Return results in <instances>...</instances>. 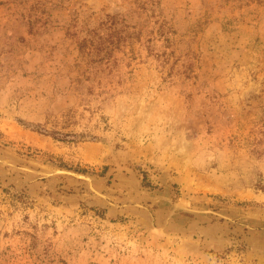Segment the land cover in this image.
Returning a JSON list of instances; mask_svg holds the SVG:
<instances>
[{
    "label": "rangeland",
    "instance_id": "1",
    "mask_svg": "<svg viewBox=\"0 0 264 264\" xmlns=\"http://www.w3.org/2000/svg\"><path fill=\"white\" fill-rule=\"evenodd\" d=\"M0 155L118 204L0 168V264H264V0H0Z\"/></svg>",
    "mask_w": 264,
    "mask_h": 264
},
{
    "label": "water",
    "instance_id": "2",
    "mask_svg": "<svg viewBox=\"0 0 264 264\" xmlns=\"http://www.w3.org/2000/svg\"><path fill=\"white\" fill-rule=\"evenodd\" d=\"M7 167L10 168H14V169H24L26 171H28L31 175L29 176L28 179H23V178H19L16 175H14L10 170L7 169ZM0 168L3 170L5 176H7L8 178L16 181L17 183H25L27 181H32V180H36V179H41V178H57L58 175H70L76 178H81L83 179V182L80 183V186H85L87 187L91 192L94 193H98L101 195L100 199H104L101 191L94 189L90 183L87 182V180H85V176H89L91 177L93 180L95 179L94 176H91L89 174H85L79 171H75L66 167H61V166H53V165H46V164H42L40 162L28 159V158H24L21 156H15V157H5L0 155ZM146 193V191H145ZM87 196H89L90 198L93 197V194H86ZM154 195L158 196H152L150 198L151 200L154 201V199L157 198H162L165 199L164 197H162L160 194L155 193ZM109 197V196H108ZM111 197V196H110ZM105 201H109L108 199H105ZM169 201V200H166ZM108 203V202H106ZM168 203V202H167ZM115 205H118L116 203H114ZM170 204V203H169ZM135 205L137 206H141L144 209H146V206L135 203ZM188 209V208H187ZM170 211V210H169ZM189 212H192V210H187ZM170 213V212H169ZM203 213V212H201ZM241 216L244 217H251L253 219H257V220H261L264 221V214H256L254 212H250V211H246V212H242L240 214ZM238 231L240 232V230L238 229ZM240 235L246 239L249 240L251 242H253L252 240H250L249 238H247L242 232L240 233ZM256 243H258L261 246H264V239L257 241Z\"/></svg>",
    "mask_w": 264,
    "mask_h": 264
},
{
    "label": "bare ground",
    "instance_id": "3",
    "mask_svg": "<svg viewBox=\"0 0 264 264\" xmlns=\"http://www.w3.org/2000/svg\"><path fill=\"white\" fill-rule=\"evenodd\" d=\"M90 149V148H89ZM85 178V180H87V182L88 183H90V185L92 186V181H94L91 177H89V176H85L84 177ZM98 181V180H97ZM120 182V181H119ZM94 188V187H93ZM95 189V188H94ZM97 190V189H96ZM149 194H151V193H149ZM102 195H103V197H104V201H105V199H108L109 201H105V202H108L109 204H111V205H115L114 203H116L115 201H114V199H113V197L111 196L110 197V195H107V194H105V193H102ZM95 196H99V197H101V195L99 194V192L98 193H94L93 192V197H95ZM109 196V197H108ZM162 196V195H161ZM166 196H168V195H166ZM166 196H162V197H164L165 198V200H169L168 201V203H170V206H168V207H170V213L168 212V215H172L173 213H175L177 210H184V211H187V210H192V212H198V211H202V212H207L208 210L207 209H204V208H202V206L201 207H199V206H192V205H190L189 203H187V201L185 202V200L183 201V199L181 200L180 198L179 199H175V201H174V199H171L170 198V196L169 197H166ZM155 197H158V196H156L155 195ZM133 199V198H132ZM127 205H130V204H134L135 205V203L134 202H132V200L130 199L129 200V202L128 203H126ZM206 207V206H205ZM148 207L146 206V209H147ZM188 208V209H187ZM209 208V207H208ZM210 212V211H209ZM152 225V224H151ZM150 225V226H151ZM151 229V228H150ZM154 231H158V232H165V222H163L161 225H155L153 228H152Z\"/></svg>",
    "mask_w": 264,
    "mask_h": 264
}]
</instances>
